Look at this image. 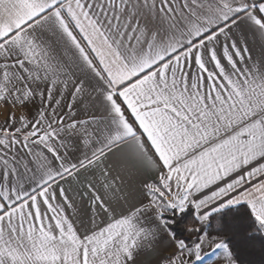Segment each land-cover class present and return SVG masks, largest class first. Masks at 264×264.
I'll use <instances>...</instances> for the list:
<instances>
[{
  "label": "snow or ice",
  "instance_id": "6c2138e0",
  "mask_svg": "<svg viewBox=\"0 0 264 264\" xmlns=\"http://www.w3.org/2000/svg\"><path fill=\"white\" fill-rule=\"evenodd\" d=\"M0 264H264V0H0Z\"/></svg>",
  "mask_w": 264,
  "mask_h": 264
}]
</instances>
